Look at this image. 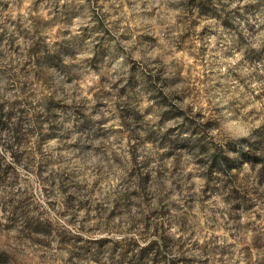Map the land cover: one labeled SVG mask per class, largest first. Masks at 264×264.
Wrapping results in <instances>:
<instances>
[{"label": "rangeland", "instance_id": "374dc122", "mask_svg": "<svg viewBox=\"0 0 264 264\" xmlns=\"http://www.w3.org/2000/svg\"><path fill=\"white\" fill-rule=\"evenodd\" d=\"M0 264H264V0H0Z\"/></svg>", "mask_w": 264, "mask_h": 264}]
</instances>
